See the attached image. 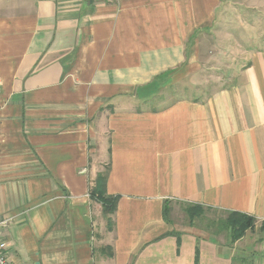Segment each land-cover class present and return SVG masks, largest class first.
<instances>
[{
	"label": "crops",
	"instance_id": "crops-1",
	"mask_svg": "<svg viewBox=\"0 0 264 264\" xmlns=\"http://www.w3.org/2000/svg\"><path fill=\"white\" fill-rule=\"evenodd\" d=\"M231 10L229 82L161 101L220 61ZM184 203L254 228L230 245ZM0 223L11 264H264V0H0Z\"/></svg>",
	"mask_w": 264,
	"mask_h": 264
},
{
	"label": "trees",
	"instance_id": "trees-1",
	"mask_svg": "<svg viewBox=\"0 0 264 264\" xmlns=\"http://www.w3.org/2000/svg\"><path fill=\"white\" fill-rule=\"evenodd\" d=\"M108 175V169L103 173H99L95 179L94 185L91 188L90 195L100 204L102 208V216L105 219L106 230H112V221L110 216L115 212L118 197L108 196L105 192V185ZM182 212L186 216L189 225H193L195 221L202 223L207 231L213 235L225 233L228 243L233 245L235 242L244 237L247 231H252L255 220L245 214L238 212H222V216L206 218L205 213L210 212L209 208L203 206L181 204ZM171 208L168 202L163 203L162 217L165 222H168ZM264 226V224L262 225ZM105 255L108 258L113 257L111 248H107Z\"/></svg>",
	"mask_w": 264,
	"mask_h": 264
},
{
	"label": "rangeland",
	"instance_id": "rangeland-1",
	"mask_svg": "<svg viewBox=\"0 0 264 264\" xmlns=\"http://www.w3.org/2000/svg\"><path fill=\"white\" fill-rule=\"evenodd\" d=\"M235 2V1H234ZM237 12L234 10L227 11V20L234 22L236 19ZM256 18V17H254ZM240 18L237 17L235 23L232 24V27L227 29V32H231V35H226V40L230 38L232 41V45L226 44V43H221L220 47L217 46L215 49H212V46H210V51L211 53H217L218 50H220L221 54V59L220 61L214 59L213 61L211 60V63H207L209 65L207 70H203L200 77L197 78V80H192L191 78H188L185 80V82H182L178 85L170 86L169 88L162 90L161 94L159 95V98H161V101L173 97V98H179L181 96H197V95H202V94H208L210 91H212L213 88L215 87H224L228 82L229 78L228 75L231 73V70L233 68V65L235 64V57H234V50L236 51L235 55L237 56L239 48L233 43L234 37L237 36V38L240 36V31L248 32V27L247 26H240L239 22ZM243 24V22H241ZM246 23V22H244ZM247 24V23H246ZM237 27V28H236ZM226 32V33H227ZM261 33V30L258 31V34ZM218 34V33H217ZM255 36L254 38H256ZM256 41H260L259 37L257 39H253ZM238 41V39H237ZM216 44V43H215ZM246 44V41H242L239 46H243ZM106 170V169H105ZM105 170L102 171L105 172ZM173 209V206L171 207ZM174 210H175V215L174 220L178 224H184L187 225V218L182 212L181 208L179 205H174ZM219 217V213H210V217ZM173 220V216H172Z\"/></svg>",
	"mask_w": 264,
	"mask_h": 264
},
{
	"label": "built area",
	"instance_id": "built-area-1",
	"mask_svg": "<svg viewBox=\"0 0 264 264\" xmlns=\"http://www.w3.org/2000/svg\"><path fill=\"white\" fill-rule=\"evenodd\" d=\"M3 224L4 223H0V225ZM6 251H7V244L3 240L0 234V264H11L7 258Z\"/></svg>",
	"mask_w": 264,
	"mask_h": 264
}]
</instances>
